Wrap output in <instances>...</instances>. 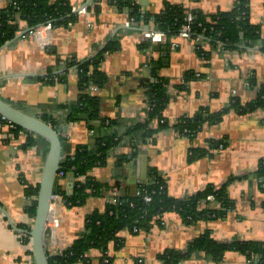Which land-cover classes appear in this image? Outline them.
I'll return each instance as SVG.
<instances>
[{
	"label": "crops",
	"instance_id": "crops-1",
	"mask_svg": "<svg viewBox=\"0 0 264 264\" xmlns=\"http://www.w3.org/2000/svg\"><path fill=\"white\" fill-rule=\"evenodd\" d=\"M65 1L85 8L67 26L45 25L27 32L31 29L27 22L18 20V34L0 51V98L33 117L56 121L63 140L62 161L75 157L80 146L94 149L98 140L115 136L120 142L108 164L93 168L89 175L103 184H117L122 195H137L139 186L153 182L151 176L157 173L173 200L228 184L226 194L233 204L217 219L188 223L171 210L149 229L124 230L119 233V242L109 245L108 264H164L162 255L169 251L185 253L206 232L223 244L264 242V177L257 174L264 159V108L247 113L230 109L235 102L243 107L255 102L264 87V0L249 2L250 23L259 26V37L242 40L236 49L201 38L207 58L200 55L195 40L176 39L179 46L175 49L168 41L157 44L146 40L143 33L156 29L154 24L133 22L131 11L120 5L121 0ZM237 1L136 0V4L143 14H159L170 4L212 17L231 12ZM9 3L0 0V11ZM112 41L118 48L103 53L101 84L90 90L100 98L99 119L68 121L67 106L77 104L81 96L78 72L68 69V64L100 55ZM49 70L68 72L69 76L64 82L47 84L39 77ZM161 80L167 81L169 101L164 117L168 126L150 138L143 131L127 134L148 120V90ZM205 110L204 117L211 121L206 120L196 135H183L178 123ZM225 110L228 112L215 120ZM150 127L157 129L158 121ZM10 129L0 116V264H35L32 245L25 242L27 233L16 228L33 226L29 211L32 199L26 189L40 184L49 144L28 132L16 136ZM29 137L35 139L34 146L27 147ZM197 151L203 154L197 157ZM69 178L58 182L67 188ZM232 178L237 179L230 182ZM110 198L107 193L73 208L63 201L56 203L60 224L54 234L48 229V254L60 255L81 238L86 217L104 212ZM102 256L101 251H91L88 264H104ZM179 264L260 263L228 251L218 258L195 252Z\"/></svg>",
	"mask_w": 264,
	"mask_h": 264
},
{
	"label": "trees",
	"instance_id": "trees-1",
	"mask_svg": "<svg viewBox=\"0 0 264 264\" xmlns=\"http://www.w3.org/2000/svg\"><path fill=\"white\" fill-rule=\"evenodd\" d=\"M17 2V4H15ZM250 0H238L235 8L229 13H222L209 17L196 9H189L181 6L167 4L163 12L152 15L143 14L136 0H121L120 5L131 11V17L135 21H145L154 24L155 28L167 35V41L173 42L179 34L182 25L189 12H192L194 19L192 24L193 37L195 39H209L212 43H220L228 49H236L242 40H256L259 37V26L250 23ZM73 6L65 0H10L8 7L0 11V48L6 42L13 40L19 32L18 20H25L31 29L50 25L53 27L67 26L77 19L78 14L73 12ZM99 10V6L94 7ZM244 34V36H243ZM118 48L117 43L112 41L107 45L105 51L100 55L87 61L73 60L68 64V69H76L79 75V87L81 89L80 100L77 104L67 106L70 111L68 121L74 122L80 119L96 121L99 119L100 98L92 95L90 89L99 86L102 81V73L99 64L103 53L112 52ZM202 57L207 58L208 53L198 49ZM69 73L64 72L55 74L52 70L44 77H39L41 81L47 84H56L58 81L67 80ZM190 75L186 77V80ZM185 80V81H186ZM185 81L183 85H185ZM167 81L161 80L158 83L150 85L149 88V118L143 124H137L130 128L127 134L136 131H143L147 138L153 137L157 132L164 130L168 126V121L164 117V108L168 103L166 91ZM239 113L255 111L258 108H264V87L259 92L257 100L245 107L238 102L231 105L230 109ZM229 110V109H228ZM225 110L221 115L215 116L218 120L228 112ZM206 110L199 113L194 119L182 120L177 127L185 136H193L199 132L206 120ZM5 124L13 127L10 129L16 136L23 129L16 127L1 117ZM44 121L50 123L59 131L56 121L44 117ZM153 121H158L157 129H151ZM62 139V136H61ZM63 141V140H62ZM120 140L115 136L104 137L97 141L94 149L80 146L75 157H66L61 163V170L66 174L75 177L73 193H67L65 186L57 181L55 194L62 196V200L69 208L84 206L90 198L102 197L116 188L117 203L108 200L104 212H94L86 217L85 232L81 238L76 240L71 247L60 255L50 256V264H84L90 263L88 255L93 250L101 251L102 261L105 253L109 249L111 242H119V233L124 230L135 232L149 229L157 218H161L166 212L175 210L182 218L188 222H195L200 219H217L226 215L229 209L233 208L226 191L227 185L215 190L209 188L206 192L189 197L184 200L171 199L166 191L164 180L157 173H153V182L139 186L137 195H122L120 186L115 184H103L96 181L89 175L90 171L97 166H106L111 153L118 147ZM34 138L27 139V147L34 146ZM203 154L197 151L198 155ZM195 156V157H196ZM257 174L264 177V159L260 162ZM237 178H232L230 182ZM229 182V183H230ZM40 184L27 186L26 194L32 199L29 209L33 218L36 215V200L39 193ZM152 197V202L146 203L144 196ZM209 195L215 197L214 201H208ZM111 197H113L111 195ZM264 206V205H263ZM24 230L30 231L31 227L21 226ZM25 242L31 245L30 235H25ZM237 251L246 256L249 261H258L264 264V242H234L223 244L215 241L210 232L194 240L185 253L169 251L162 255L164 264H179L182 260L189 259L195 252H204L215 257H222L225 252ZM33 254V252H31ZM111 259V257H109ZM111 262V260H110ZM109 262V263H110ZM105 264V263H104Z\"/></svg>",
	"mask_w": 264,
	"mask_h": 264
},
{
	"label": "water",
	"instance_id": "water-1",
	"mask_svg": "<svg viewBox=\"0 0 264 264\" xmlns=\"http://www.w3.org/2000/svg\"><path fill=\"white\" fill-rule=\"evenodd\" d=\"M34 29H30V32ZM25 32V33H27ZM25 33H22L24 35ZM12 42H7L0 51L4 50ZM0 116L16 127L44 139L49 144L40 181V188L36 200V215L30 231H24L31 237L32 252L35 264H50V255L47 251L50 238L48 236V221L52 207V197L58 181V172L61 169L63 156V141L61 134L50 123L37 117H33L0 98ZM73 193V185L69 184Z\"/></svg>",
	"mask_w": 264,
	"mask_h": 264
},
{
	"label": "built area",
	"instance_id": "built-area-1",
	"mask_svg": "<svg viewBox=\"0 0 264 264\" xmlns=\"http://www.w3.org/2000/svg\"><path fill=\"white\" fill-rule=\"evenodd\" d=\"M15 4H17V2H15ZM85 8H82V9H78V7H73L72 10L73 12L75 13H78V12H83ZM193 19H194V16L192 14V12H189V14L187 15L186 19H185V23L182 25L180 31H179V34L175 37V40L176 39H185V40H195L197 41V49H202L203 51H206L205 49V46H204V42L201 41V39H195L193 37V31H192V24H193ZM133 22L135 21L134 19H131ZM130 25V22L129 24ZM143 36L146 40L152 42V43H163V42H166L167 41V35L164 33V32H161L157 29H148L146 31H144L143 33ZM171 46L173 49L177 48L179 45L176 41L172 42L171 43ZM92 90L94 89V87L91 88ZM90 89V90H91ZM11 127V129H13V127L11 125H9ZM61 134V133H60ZM63 162V161H62ZM70 177V178H69ZM60 178H64V179H70L69 183H68V186L66 189L67 193H71L72 190L69 189V184L72 183L73 185V190H74V183H75V177L73 175H70V174H66L65 171L61 170L58 172V180ZM118 194V190L116 188H114L112 191H111V195L113 197H111V201L113 203H117V199H116V195ZM144 199L146 201V203H150L152 202V197L149 196V195H146L144 196ZM208 201H214L215 200V197L213 195H209L208 198H207ZM60 201H63L62 200V196H60L59 194H55L53 195L52 197V207H51V213H50V217H49V221H48V229L51 230V233L54 234L56 233V230L57 228L59 227V224H60V221L59 219L56 217L55 215V204L60 202ZM135 232H139V230L137 228H135L134 230ZM105 255V258L103 259V263L105 264H108L110 262V258H109V253L108 251L104 254ZM141 262V261H140ZM141 264V263H140Z\"/></svg>",
	"mask_w": 264,
	"mask_h": 264
}]
</instances>
